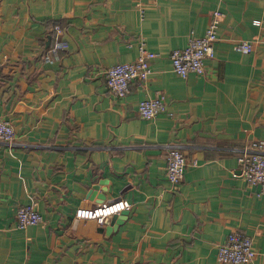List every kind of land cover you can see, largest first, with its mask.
I'll return each instance as SVG.
<instances>
[{
    "label": "crops",
    "instance_id": "0c3cea01",
    "mask_svg": "<svg viewBox=\"0 0 264 264\" xmlns=\"http://www.w3.org/2000/svg\"><path fill=\"white\" fill-rule=\"evenodd\" d=\"M216 8L214 57L180 77L171 52ZM56 24L67 47L49 63ZM141 42L157 52L152 72L116 96L104 71L135 60ZM149 97L167 109L146 119ZM0 119L16 132L0 139V264H227L217 249L234 231L253 239L245 264H264V192L238 160L264 140V0H0ZM171 141L189 162L176 189ZM118 198L130 209L102 224L75 217ZM24 204L43 220L18 227Z\"/></svg>",
    "mask_w": 264,
    "mask_h": 264
},
{
    "label": "built area",
    "instance_id": "2783aa9c",
    "mask_svg": "<svg viewBox=\"0 0 264 264\" xmlns=\"http://www.w3.org/2000/svg\"><path fill=\"white\" fill-rule=\"evenodd\" d=\"M225 13L220 9H214L210 22L203 35H190L188 43L171 52V60L174 72L180 77L186 78L191 72L203 74L205 72V59L214 57L215 43L218 40V27ZM54 40L49 51L44 55V60L53 63L61 57L62 51L67 47L63 38V28L60 24L54 25ZM237 50L249 53L253 46L249 41H239ZM157 52L149 49L145 42L139 44V54L135 60L118 62L104 71L109 89L119 97L125 96L130 90V83L134 79L145 81L152 72V61ZM167 105L160 97L145 98L138 104V112L142 118L150 119L165 111ZM16 132L13 124L8 119H0V139L12 143ZM167 177L173 187L178 188L182 183L188 159L181 145L177 142H167ZM240 173L248 185H258L260 192H264V140H254L249 145L240 149L238 154ZM193 164H196L194 161ZM131 202L125 198L105 201L90 207H78L75 217L80 219H93L98 223H104L111 215L128 210ZM18 227H26L40 223L43 218L33 204L20 205L15 214ZM252 237L242 235L239 232L229 233L226 241L217 249V260L227 264H245L254 260L256 250Z\"/></svg>",
    "mask_w": 264,
    "mask_h": 264
},
{
    "label": "water",
    "instance_id": "95a60500",
    "mask_svg": "<svg viewBox=\"0 0 264 264\" xmlns=\"http://www.w3.org/2000/svg\"><path fill=\"white\" fill-rule=\"evenodd\" d=\"M123 211H125V210H123ZM123 211H121V212H123Z\"/></svg>",
    "mask_w": 264,
    "mask_h": 264
}]
</instances>
